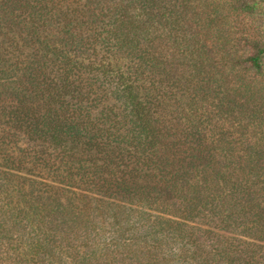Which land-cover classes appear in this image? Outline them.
<instances>
[{"label":"trees","instance_id":"obj_1","mask_svg":"<svg viewBox=\"0 0 264 264\" xmlns=\"http://www.w3.org/2000/svg\"><path fill=\"white\" fill-rule=\"evenodd\" d=\"M205 6L0 0V264H264V41Z\"/></svg>","mask_w":264,"mask_h":264},{"label":"rangeland","instance_id":"obj_2","mask_svg":"<svg viewBox=\"0 0 264 264\" xmlns=\"http://www.w3.org/2000/svg\"><path fill=\"white\" fill-rule=\"evenodd\" d=\"M205 11L218 15L215 22L221 29V41L226 38V43L231 50L246 55L253 52L249 46L251 40L264 41V0L250 1V10H242L239 3L233 0H203ZM264 64V58H263Z\"/></svg>","mask_w":264,"mask_h":264}]
</instances>
